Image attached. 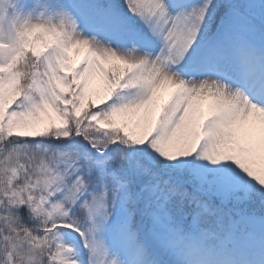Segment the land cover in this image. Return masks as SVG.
Listing matches in <instances>:
<instances>
[{
	"label": "snow or ice",
	"instance_id": "obj_1",
	"mask_svg": "<svg viewBox=\"0 0 264 264\" xmlns=\"http://www.w3.org/2000/svg\"><path fill=\"white\" fill-rule=\"evenodd\" d=\"M0 264H264V0H0Z\"/></svg>",
	"mask_w": 264,
	"mask_h": 264
}]
</instances>
